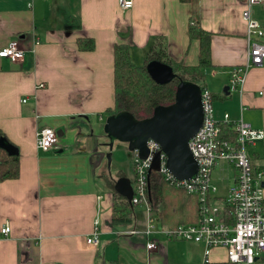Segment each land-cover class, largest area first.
Listing matches in <instances>:
<instances>
[{"label": "crops", "instance_id": "0c3cea01", "mask_svg": "<svg viewBox=\"0 0 264 264\" xmlns=\"http://www.w3.org/2000/svg\"><path fill=\"white\" fill-rule=\"evenodd\" d=\"M244 7L245 0H134L123 11L118 0H0V47L17 40L25 53L20 61L0 57V129L19 155L18 177L0 182V229L10 227L6 235L0 231V264H202L201 243L169 240L157 232V247L148 250L144 235H124L133 226L144 227L141 206L134 207L130 223L111 221L110 183L117 172L106 178L101 171L106 111L114 106L113 49L128 45L132 60L141 64L161 36L172 61L195 66L199 41L190 40L188 25L196 17L212 33V66L206 71L212 81L204 83L212 87L216 117L228 113L232 121L264 130V65L248 70L241 92L223 93L230 68L247 59ZM263 11V3L251 7L257 20ZM79 37L92 38L94 48L81 50ZM40 82L44 88L37 87ZM44 127L59 133L47 151L36 144V131ZM247 151L264 172V139ZM226 165L231 167L215 166L213 181ZM233 176L234 170L222 177L226 192L216 197L227 194ZM262 186L264 194V178ZM153 211L157 229L174 226L178 217L197 218L187 206L178 212L177 205L167 221ZM96 218L95 246L86 237ZM208 259V264H230L222 247L212 248Z\"/></svg>", "mask_w": 264, "mask_h": 264}, {"label": "built area", "instance_id": "2783aa9c", "mask_svg": "<svg viewBox=\"0 0 264 264\" xmlns=\"http://www.w3.org/2000/svg\"><path fill=\"white\" fill-rule=\"evenodd\" d=\"M264 4V0H245L242 17L246 23L245 38L248 53L245 63L235 65L229 70L227 88L229 92H241L248 70L264 65V27L251 14V7ZM134 0H118L121 10L132 8ZM24 50L17 40L9 41L0 47V57L12 61L24 58ZM38 83V88H44ZM201 89L202 124L194 136L189 139L188 147L197 162V172L190 178L179 179L167 168V155L160 144L148 138L145 142L146 153L134 148L131 151L133 179L131 205L141 206L145 214L143 228L131 227L124 235H144L146 249L157 247L154 234L159 232L169 240H184L201 243L204 247L202 264H208V255L212 248L225 249L230 264H258L264 255V194L262 180L264 172L255 167L247 151L249 145L264 139V130L252 127L242 119L230 120L224 113L218 119L215 115L212 92L203 86ZM25 101V99L23 100ZM223 125H231L235 137L224 135ZM224 132V133H223ZM58 135L51 127L36 131L37 148L50 150L57 143ZM157 157L158 168L155 170L170 188L182 190L195 196L197 218L194 222L176 226L156 228V217L150 201V180L153 160ZM226 163L234 170V176L227 189V194L216 197L217 189L212 180V172L218 163ZM219 199V201H218ZM226 205L229 212L222 214ZM231 217V220L229 219ZM99 220H94V228L86 237V243L99 244ZM10 227L5 224L0 231L6 235Z\"/></svg>", "mask_w": 264, "mask_h": 264}, {"label": "trees", "instance_id": "16d2710c", "mask_svg": "<svg viewBox=\"0 0 264 264\" xmlns=\"http://www.w3.org/2000/svg\"><path fill=\"white\" fill-rule=\"evenodd\" d=\"M180 1L188 2L191 0ZM188 36L190 40L196 39L199 41L198 63L192 67H185L172 61L167 56L165 39L161 36L154 39L141 64H137L132 60L128 45L123 43L116 44L113 49L114 106L107 109V116L126 112L136 119H144L152 115L155 107L173 103L177 85L181 81L193 83L194 81H199L201 82L200 87L205 86L206 71L212 66L210 58L212 33L202 29L197 18L192 17L188 25ZM77 42L81 50H92L94 48V41L90 37H79ZM151 60L169 64L176 73L175 78L166 84L155 83L146 70V64ZM212 98L214 99L213 93ZM222 130L225 132H223L224 135H229L230 138L235 137V132L231 125H223ZM8 146L12 147L13 151H10ZM18 175L19 155L17 149L0 129V182L16 179ZM113 185L114 181L110 183L112 189ZM112 191L111 221L114 224L130 223L134 218V207L124 197L116 193L114 189ZM150 201L153 209L157 210L164 221H167L165 219H170L171 215L175 214L177 205L178 212H181L186 206L190 208V212L197 211L196 204H191L193 200L190 195L182 190L167 186L155 170L151 173ZM226 212L228 213L229 209L224 205L221 215L224 216ZM229 219L231 220V217ZM184 221L185 219L178 217V220L173 225L194 222ZM100 264L117 263L115 260H103Z\"/></svg>", "mask_w": 264, "mask_h": 264}, {"label": "water", "instance_id": "95a60500", "mask_svg": "<svg viewBox=\"0 0 264 264\" xmlns=\"http://www.w3.org/2000/svg\"><path fill=\"white\" fill-rule=\"evenodd\" d=\"M146 70L157 84H166L176 76L169 64L157 60L149 61ZM227 90L223 93L228 94ZM202 118L200 87L190 81H181L177 85L173 103L155 107L150 117L140 120L126 112L109 115L104 130L109 138L130 142L131 149L137 148L142 155L146 153L145 142L148 138L157 141L167 155V168L174 176L183 179L197 172V162L189 150L188 142L200 128ZM8 148L13 151L12 147ZM157 168L156 157L152 169ZM113 189L131 203L133 191L129 178H116Z\"/></svg>", "mask_w": 264, "mask_h": 264}, {"label": "rangeland", "instance_id": "374dc122", "mask_svg": "<svg viewBox=\"0 0 264 264\" xmlns=\"http://www.w3.org/2000/svg\"><path fill=\"white\" fill-rule=\"evenodd\" d=\"M262 7V6H259ZM263 9V7H262ZM259 23L264 27V11L261 13V16L259 17ZM211 78L209 75L206 77V82L210 84ZM194 84L198 85L200 87L201 82L194 81ZM201 88V87H200ZM209 89L212 90V87L209 85ZM222 89L218 92L220 93ZM26 100V99H25ZM106 141L104 144H102L105 147V164L106 166L102 168V175L106 178L108 177V172L110 175L117 172L116 176L121 177L125 175V177L129 178L130 180L133 179V169L131 167V144L128 141H122L118 140L116 138H109L107 134L104 135ZM218 169V168H217ZM233 169L231 167H225L224 171H220L221 175H217L215 173L216 180L213 181L217 193L224 195L226 192V184L224 180H222V177H225L226 173L232 171ZM213 175V173H212ZM213 177V176H212ZM213 180V179H212ZM219 201V199H218ZM262 264V263H261Z\"/></svg>", "mask_w": 264, "mask_h": 264}]
</instances>
